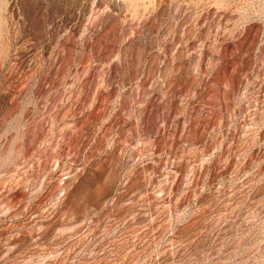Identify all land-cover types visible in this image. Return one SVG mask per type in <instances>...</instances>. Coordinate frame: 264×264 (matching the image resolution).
<instances>
[{
    "label": "rangeland",
    "instance_id": "obj_1",
    "mask_svg": "<svg viewBox=\"0 0 264 264\" xmlns=\"http://www.w3.org/2000/svg\"><path fill=\"white\" fill-rule=\"evenodd\" d=\"M0 264H264V0H0Z\"/></svg>",
    "mask_w": 264,
    "mask_h": 264
}]
</instances>
